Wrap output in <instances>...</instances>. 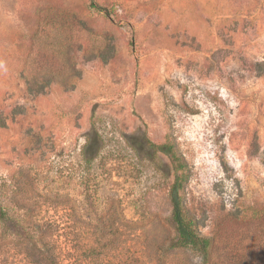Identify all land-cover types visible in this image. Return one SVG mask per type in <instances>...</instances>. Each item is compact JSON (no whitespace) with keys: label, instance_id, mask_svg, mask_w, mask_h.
Wrapping results in <instances>:
<instances>
[{"label":"rangeland","instance_id":"374dc122","mask_svg":"<svg viewBox=\"0 0 264 264\" xmlns=\"http://www.w3.org/2000/svg\"><path fill=\"white\" fill-rule=\"evenodd\" d=\"M175 185L219 247L256 229L264 0H0V258L182 264Z\"/></svg>","mask_w":264,"mask_h":264},{"label":"trees","instance_id":"16d2710c","mask_svg":"<svg viewBox=\"0 0 264 264\" xmlns=\"http://www.w3.org/2000/svg\"><path fill=\"white\" fill-rule=\"evenodd\" d=\"M90 7L96 12H104L103 8L94 3H92ZM182 189L183 186L175 185L171 192V202L173 207L172 218L177 236L175 242H172L164 252L181 251L194 254L193 258L187 259L186 262H183L182 264H264V238L261 241L258 236V233L261 234V232L264 235V207L250 208L252 212L249 218V223L255 225L256 229L249 230L246 235L240 236L239 241L231 245L230 248H227L226 246L219 247L216 245V241L213 237L202 234L198 219L184 205V201L180 196V191ZM0 220L5 221V214L1 210ZM245 239L248 240L247 243L243 242ZM84 248L85 246L82 245L81 241L76 240V243L73 246L75 252L74 255H76H73V260L70 264H99L87 261ZM1 256L2 250L0 249V257ZM164 256L165 255L159 260V264L166 263ZM53 259L54 261H52L51 264H63L61 263L62 258L57 262H55L56 256ZM0 264L17 263H8L6 260L0 258ZM18 264L43 263L41 261H29L26 263L20 262ZM120 264L129 263L122 261Z\"/></svg>","mask_w":264,"mask_h":264}]
</instances>
